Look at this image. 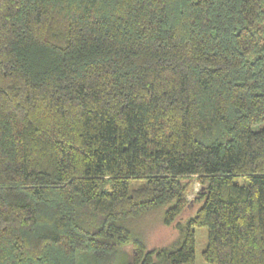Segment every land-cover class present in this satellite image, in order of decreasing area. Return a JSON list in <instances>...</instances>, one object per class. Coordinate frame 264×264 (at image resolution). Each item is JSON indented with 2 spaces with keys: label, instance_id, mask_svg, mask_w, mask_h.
Instances as JSON below:
<instances>
[{
  "label": "trees",
  "instance_id": "trees-1",
  "mask_svg": "<svg viewBox=\"0 0 264 264\" xmlns=\"http://www.w3.org/2000/svg\"><path fill=\"white\" fill-rule=\"evenodd\" d=\"M263 120L264 0H0V264H264Z\"/></svg>",
  "mask_w": 264,
  "mask_h": 264
},
{
  "label": "rangeland",
  "instance_id": "rangeland-1",
  "mask_svg": "<svg viewBox=\"0 0 264 264\" xmlns=\"http://www.w3.org/2000/svg\"><path fill=\"white\" fill-rule=\"evenodd\" d=\"M264 127V120L259 123L258 125L254 126V129H259ZM144 182L141 178L131 179L130 180V188H134L136 186H139ZM239 182H242V179H239ZM198 184H193V191L198 190ZM193 194H190V197H192ZM198 204L191 203L190 206L185 208L183 212L179 215L178 219L183 220L188 215L192 214ZM146 223V224H145ZM145 223H140L143 226H146L143 228L144 235H145V244L147 249L159 247L162 245H165L167 243H170L177 235L176 229L173 225H164L160 221L159 214H151ZM142 226V227H143ZM194 235H195V249H194V260L195 264H215L212 262L205 261L202 256V252L204 248L206 247L207 243V229L203 226H194ZM77 264H92V255L89 251L83 252L78 251L77 252Z\"/></svg>",
  "mask_w": 264,
  "mask_h": 264
}]
</instances>
